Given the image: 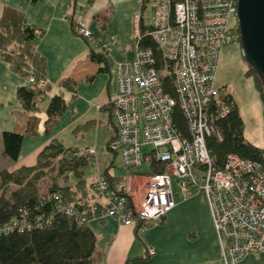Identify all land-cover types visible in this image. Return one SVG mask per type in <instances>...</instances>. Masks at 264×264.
I'll return each instance as SVG.
<instances>
[{"label": "built area", "instance_id": "1", "mask_svg": "<svg viewBox=\"0 0 264 264\" xmlns=\"http://www.w3.org/2000/svg\"><path fill=\"white\" fill-rule=\"evenodd\" d=\"M238 0H149L151 37L162 52L136 44L133 60L116 63L117 93L110 109L116 133L109 148L124 167L149 162L162 166L157 173L129 174L114 187L102 173L90 184L110 205L106 215L140 231L160 223L175 207L173 177L185 199L204 194L210 205L225 264L240 263L252 252H264V161L254 162L233 154L225 166H215L208 138L222 140L217 121L229 110L216 83L222 47L240 40ZM75 33L88 39L93 33L76 22ZM35 35L43 36L36 28ZM28 86L47 93L50 80L24 68ZM168 80V81H167ZM173 85L175 96L165 88ZM60 93L62 89L58 87ZM181 107L187 134L178 128L174 111ZM152 146L148 153L143 152ZM84 153L96 155V148ZM75 210L69 208L68 214ZM25 216V215H24ZM11 227V226H10ZM155 254L152 246L147 250Z\"/></svg>", "mask_w": 264, "mask_h": 264}, {"label": "crops", "instance_id": "2", "mask_svg": "<svg viewBox=\"0 0 264 264\" xmlns=\"http://www.w3.org/2000/svg\"><path fill=\"white\" fill-rule=\"evenodd\" d=\"M144 7V0H0V30L15 21L24 29L43 30L32 47L45 58L51 82L46 95L36 100L37 109L27 111L17 91L26 80L0 54V171L35 164L53 139L80 151L98 148L103 137L108 146L116 133L114 129L109 135L103 128L114 126L110 104L118 89L115 64L135 57L141 24L151 23V12L146 15ZM78 21L86 23L91 38L75 33ZM92 51L105 54V60L95 61ZM65 80L74 83V90L61 86ZM58 87L65 106L50 116ZM3 131L26 135L16 165L3 155ZM87 135L88 144L81 147ZM175 202L162 223H151L140 233L109 215L90 220L97 242L91 264H225L206 195L183 196ZM152 246L156 253L150 255ZM236 264H264V252H252Z\"/></svg>", "mask_w": 264, "mask_h": 264}, {"label": "trees", "instance_id": "3", "mask_svg": "<svg viewBox=\"0 0 264 264\" xmlns=\"http://www.w3.org/2000/svg\"><path fill=\"white\" fill-rule=\"evenodd\" d=\"M148 1L144 0V8ZM180 1L184 0H172L173 3ZM16 23L0 30V54L23 76L26 74L24 68L29 64L34 69L33 73L45 76V58L32 47V41L37 37L35 28L24 29ZM151 29V23L148 26L142 23L136 41L141 48H151L160 59L162 52L151 37ZM90 55L97 62L105 60L103 53L92 51ZM247 74L253 77L264 103V83L258 71L249 64ZM167 81L165 88L176 97L173 85ZM61 86L74 90V83L70 80L63 81ZM17 91L23 107L27 111H35L41 91L27 84ZM61 96V93L53 96L48 108L50 116L62 112L65 100ZM225 96L229 110L217 121L223 139L207 137L215 166L223 168L230 154L263 162L264 148L244 135L246 125L234 95L226 93ZM173 118L178 128L187 134V122L180 106L176 107ZM1 136L3 155L16 165L26 135L3 131ZM37 157L35 164H22L14 170L5 168L0 171V264H91L97 242L89 226L90 220L106 216L110 210V205L101 201L103 198L93 191L90 187L92 182L89 184L85 177L91 158L82 155L79 148L66 147L57 139H53ZM55 165L57 175L48 176ZM162 169L160 165H153L152 173ZM102 174L112 187L126 179L110 174L109 167ZM49 177L52 183L47 185L45 180ZM69 208L75 210L73 215L68 214ZM142 225L140 221L135 228L137 233Z\"/></svg>", "mask_w": 264, "mask_h": 264}, {"label": "rangeland", "instance_id": "4", "mask_svg": "<svg viewBox=\"0 0 264 264\" xmlns=\"http://www.w3.org/2000/svg\"><path fill=\"white\" fill-rule=\"evenodd\" d=\"M148 9V8H147ZM150 14L148 9L146 15ZM231 24L238 27V18L235 15H231ZM220 57V63L216 74L217 86L221 89L222 93L234 95L237 104H239L241 115L245 121L244 135L247 136L257 146L264 148V103L261 98V94L258 91L253 77L248 76L247 72L249 64L244 56L242 48L241 38L235 43L224 45L222 48ZM105 128L106 132L111 135L114 132V126L110 125ZM90 131V130H89ZM81 133V132H79ZM82 136L79 135L78 142H80ZM88 135L82 139L81 147L88 144ZM94 143V142H93ZM98 148H96V155L84 153L85 150H81L82 155L89 156L91 158L89 166L85 169V177L88 180H94L99 172H103L106 167H109L110 174L118 176L120 178H127L129 174H142L148 176L152 172L151 163L143 162L134 168L124 167L121 163V157L119 154L115 155L104 141V137L99 142ZM152 150L151 145H147L143 148V152H150ZM54 166L51 171L49 170L48 176L55 177L58 172V168ZM175 199H182L181 187L178 179L173 177ZM52 183L49 177L45 180V184L50 185ZM13 188H15L13 186Z\"/></svg>", "mask_w": 264, "mask_h": 264}, {"label": "water", "instance_id": "5", "mask_svg": "<svg viewBox=\"0 0 264 264\" xmlns=\"http://www.w3.org/2000/svg\"><path fill=\"white\" fill-rule=\"evenodd\" d=\"M238 4L244 56L264 83V0H238Z\"/></svg>", "mask_w": 264, "mask_h": 264}]
</instances>
